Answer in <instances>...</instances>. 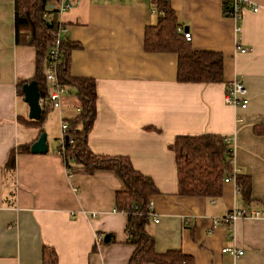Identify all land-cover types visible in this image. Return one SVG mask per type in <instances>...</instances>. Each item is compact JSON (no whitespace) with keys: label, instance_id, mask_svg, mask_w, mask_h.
<instances>
[{"label":"crops","instance_id":"1","mask_svg":"<svg viewBox=\"0 0 264 264\" xmlns=\"http://www.w3.org/2000/svg\"><path fill=\"white\" fill-rule=\"evenodd\" d=\"M167 1L176 27L190 34L191 49L221 54L219 82H178L175 53L144 50V29L157 20L150 1L75 0L57 12L60 39L77 44L69 51V75L94 81L87 146L94 154L127 157L151 179L156 220L148 216L144 229L155 252L179 250L192 264H264V217L212 224L230 210H264V133L254 130L264 126V0H247L257 9H243L238 20L223 14L225 0ZM33 74V48L14 43L12 0H0V264H127L133 247L126 243V215L114 209L122 182L110 170L67 173L59 127L75 114L71 86L38 127L24 122L27 105L17 87ZM232 79L245 89L244 109L223 101ZM40 131L46 152L16 153L8 167L11 150L29 147ZM203 133L229 139L230 167L249 178L248 201L234 180L222 181L217 197L178 194L168 146L178 135Z\"/></svg>","mask_w":264,"mask_h":264},{"label":"trees","instance_id":"2","mask_svg":"<svg viewBox=\"0 0 264 264\" xmlns=\"http://www.w3.org/2000/svg\"><path fill=\"white\" fill-rule=\"evenodd\" d=\"M224 1L223 7L227 6ZM58 0H12L14 43L28 45L34 50V74L39 97L46 94L43 70L46 64V51L57 30ZM157 14L154 25L144 29L143 48L146 51H170L176 54L175 80L178 82L214 83L221 80L222 56L215 51H196L176 32V24L167 0H150ZM60 61L57 77L65 85L75 90L78 111L66 123L65 139L58 151L63 156L64 166L69 174H91L94 170H110L122 182V190L114 195V209L126 215L124 233L126 243L133 249L127 264H192L189 255L179 250L157 253L153 239L145 231L148 221V201L157 193L148 176L132 168L125 156H109L92 153L86 143V136L95 116L94 81L88 77H74L68 73L69 51L76 43L60 39ZM21 84L17 92L21 94ZM48 107L41 109L38 120H24L38 127L45 118ZM264 133V126L254 129ZM41 132V131H40ZM222 136L213 133L199 135H178L168 146L174 153L177 191L180 195L217 197L221 183L231 176L228 162L229 149ZM27 145H19L11 150L7 165L13 167L16 153L27 152ZM233 180L240 196L250 199V182L245 174L234 173ZM47 249H42L43 259ZM54 257V253H52Z\"/></svg>","mask_w":264,"mask_h":264},{"label":"built area","instance_id":"3","mask_svg":"<svg viewBox=\"0 0 264 264\" xmlns=\"http://www.w3.org/2000/svg\"><path fill=\"white\" fill-rule=\"evenodd\" d=\"M150 1V0H147ZM75 0H60L59 5L57 7L58 12L62 10L69 9L73 4ZM250 7L253 11H256L257 6L252 5L247 0H229L227 2V6L223 7L222 12L225 16L231 17L234 20H238L240 17V13L243 9ZM150 11L155 12V9L153 8L152 4H150ZM159 14V13H157ZM60 25H58L57 30L54 32L53 40L49 43L48 49L46 51V64L45 68L43 70V75L45 82L47 84L46 88V94L43 97L38 98V105L42 109L43 107L48 108H59L61 105V97L64 94H68L67 85L61 83L57 77V65L61 58V53L59 50L60 45V37H59V31H60ZM240 28L238 25L234 27L235 32H239ZM176 32L180 33L182 37L188 41L190 39V34L188 31H184L182 27H176ZM235 48L239 52H244L247 50L246 47H240L239 45H235ZM223 101L227 105L235 106L240 109H244L247 104V98H246V92L242 85V83L238 79H232L228 81L225 85L224 89V95H223ZM78 111V108H75V112ZM237 123L241 122V119L237 117L235 119ZM60 134H61V144L63 143V140L65 139V129H66V123L64 121H60ZM223 141L227 143L228 149H229V157L228 162L230 163V157H231V149L229 147V139L227 137L223 138ZM236 169L231 168V176H227L223 179V181L233 180V175L236 173ZM148 210H149V216L152 217L153 220H156L154 217L152 211H151V201L149 200L148 203ZM239 217H264V210H243V209H234L227 212L223 217L220 219H214L212 221V224L215 225L219 222L223 223H230L236 218ZM97 240H100V235L96 236ZM221 252H227L231 255H240L242 252L240 249H235L231 247H223L221 249Z\"/></svg>","mask_w":264,"mask_h":264},{"label":"water","instance_id":"4","mask_svg":"<svg viewBox=\"0 0 264 264\" xmlns=\"http://www.w3.org/2000/svg\"><path fill=\"white\" fill-rule=\"evenodd\" d=\"M22 99L27 105V118L30 120H38L41 108L38 105V90L34 80H30L21 85ZM45 133L40 132L37 138L29 145V152L33 154H41L46 152ZM108 235H104L103 242H107Z\"/></svg>","mask_w":264,"mask_h":264},{"label":"rangeland","instance_id":"5","mask_svg":"<svg viewBox=\"0 0 264 264\" xmlns=\"http://www.w3.org/2000/svg\"><path fill=\"white\" fill-rule=\"evenodd\" d=\"M75 108V107H74ZM51 128H52V130H58V128L56 127V129H55V124L54 123H51Z\"/></svg>","mask_w":264,"mask_h":264}]
</instances>
